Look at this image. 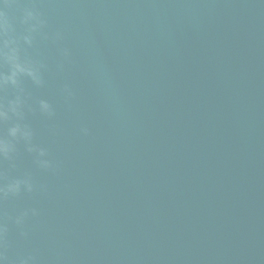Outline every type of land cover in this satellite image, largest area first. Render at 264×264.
<instances>
[{
	"label": "water",
	"instance_id": "1",
	"mask_svg": "<svg viewBox=\"0 0 264 264\" xmlns=\"http://www.w3.org/2000/svg\"><path fill=\"white\" fill-rule=\"evenodd\" d=\"M0 113V264H264V0H0Z\"/></svg>",
	"mask_w": 264,
	"mask_h": 264
},
{
	"label": "clouds",
	"instance_id": "2",
	"mask_svg": "<svg viewBox=\"0 0 264 264\" xmlns=\"http://www.w3.org/2000/svg\"><path fill=\"white\" fill-rule=\"evenodd\" d=\"M17 68H19V66L17 65ZM15 74H13V77H14ZM12 83H15V79L14 78H10ZM0 115H3V113H0ZM12 132V134H15L16 132V128H13L10 130ZM0 151H3V146L2 144H0Z\"/></svg>",
	"mask_w": 264,
	"mask_h": 264
}]
</instances>
